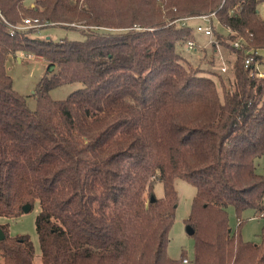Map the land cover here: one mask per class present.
<instances>
[{"label": "trees", "instance_id": "1", "mask_svg": "<svg viewBox=\"0 0 264 264\" xmlns=\"http://www.w3.org/2000/svg\"><path fill=\"white\" fill-rule=\"evenodd\" d=\"M24 1L0 0V218L39 203L43 264H178L167 250L183 180L196 188L187 220L195 264H264V233L261 245L245 242L227 213L264 214V176L255 170L264 78L251 74L264 50L261 0ZM211 14L232 34L217 35L236 54L228 82L180 51L195 37L190 21L178 20ZM26 19L44 26L18 29ZM52 27L83 39L37 37ZM11 55L58 69L38 84L34 111L13 89ZM75 82L84 88L67 99L49 96ZM0 228V264H34L30 238Z\"/></svg>", "mask_w": 264, "mask_h": 264}, {"label": "rangeland", "instance_id": "2", "mask_svg": "<svg viewBox=\"0 0 264 264\" xmlns=\"http://www.w3.org/2000/svg\"><path fill=\"white\" fill-rule=\"evenodd\" d=\"M36 0H25L24 5L30 8ZM258 13L264 20V0L258 5ZM190 24L194 33V49H188L185 45L180 47L182 55L195 67L214 72L220 75L226 82L233 78V66L236 61V54L228 48L217 43L218 34H226L227 38L232 34L222 28L215 17L209 20L191 18ZM197 27L203 29H212V36H206L204 31L199 32ZM40 40L51 39L59 42L63 39L82 40L83 36L79 31L69 30L62 27L45 28L39 31ZM236 41L232 42L233 47ZM215 44V47H214ZM236 48V47H235ZM239 46L237 49H241ZM261 57V63L256 62V68L264 72V50L258 51ZM7 74L13 81V89L26 98L28 107L34 111L37 107L36 89L44 77H50L56 74L58 69L49 68V63L41 58L28 57L25 55L9 56L6 63ZM84 88L80 82L66 84L52 89L49 96L55 101H63L71 94ZM255 170L259 175L264 176V155L255 160ZM175 188L178 195L177 207L175 211V220L170 231V242L168 246V256L178 261V264H195V244L196 239L187 232V220L191 215L193 203L196 196V188L183 180L175 181ZM154 194L157 198L164 197L163 184L157 183L154 187ZM264 204V197H263ZM40 211L37 202L28 213H24L14 220L0 218V225H8V233L11 237L27 236L35 248L34 264H43L41 259V248L36 231V219ZM229 226L233 231H240L242 239L245 242H251L257 245L263 243L264 233V214H259L254 209H247L242 215H237L234 207L227 208ZM187 263H182V258Z\"/></svg>", "mask_w": 264, "mask_h": 264}, {"label": "built area", "instance_id": "3", "mask_svg": "<svg viewBox=\"0 0 264 264\" xmlns=\"http://www.w3.org/2000/svg\"><path fill=\"white\" fill-rule=\"evenodd\" d=\"M199 18H200V19H204V20H207V19L209 20L210 18H214V14H211V15H209V16H201V17H199ZM190 20H192V19H187V18H185V19H183V20H178V21H180L179 23H181V25H183V24H185V22L190 21ZM176 22H177V21H176ZM173 24H174V22H173ZM43 26H44V25H42L38 20H30V19H26V20L24 21L23 26L19 27L18 29L41 28V27H43ZM212 29H213V28L203 29L202 27H197V30H198L199 32L204 31V33H205L206 36H212V32H213ZM225 30H227V31L230 32V29H225ZM185 46L188 47V49H194V48H195L193 42H189V43H187ZM239 46H241V41H240V40H236V43H235L234 47L238 48ZM25 56H26V55H25ZM253 62H254V58H252V57L247 58V59L245 60V67H246V68H249ZM251 74H252V75H255V74H256V75H258L259 77L264 78V72L259 71V70L256 68L255 65H254V67H252ZM183 262H184V263H187V260L185 259Z\"/></svg>", "mask_w": 264, "mask_h": 264}, {"label": "water", "instance_id": "4", "mask_svg": "<svg viewBox=\"0 0 264 264\" xmlns=\"http://www.w3.org/2000/svg\"><path fill=\"white\" fill-rule=\"evenodd\" d=\"M30 210H31V205H25L23 207L24 213H28V212H30ZM187 232L190 236H192L194 234V230L191 228V226L187 227ZM5 238H6L5 234H4L3 230L0 228V241H3Z\"/></svg>", "mask_w": 264, "mask_h": 264}]
</instances>
